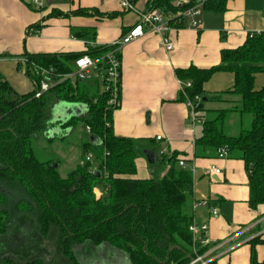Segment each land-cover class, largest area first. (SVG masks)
<instances>
[{
	"label": "trees",
	"instance_id": "16d2710c",
	"mask_svg": "<svg viewBox=\"0 0 264 264\" xmlns=\"http://www.w3.org/2000/svg\"><path fill=\"white\" fill-rule=\"evenodd\" d=\"M190 1L193 5L196 0ZM226 1L207 0L203 9L224 11ZM150 5L165 15L184 7L177 0H153ZM185 19L170 21L181 26ZM86 47L85 51L69 53L25 52V74L35 85L25 94L17 93L0 72V263L86 264L83 258L88 248L107 244L120 250L130 264H189L207 250L195 241L190 229L194 218L186 190L192 181L189 164L183 160L181 165L178 153L169 157L160 153L157 163L164 169L168 167L165 174H155V163L150 177L137 176V158L144 148L133 137L115 134L116 109L108 107V93L89 80H62L73 70L77 57L87 54L97 59L109 49V45L90 41ZM36 69L45 70L53 81L39 97L35 93L43 76ZM219 71L233 74L232 86L219 93L237 94L240 102L229 109H206L205 84ZM260 72H264V31L248 34L241 45L223 49L217 65H190L176 70L188 95L202 98L196 108L202 118L197 121L202 132L196 146L202 153L216 154L220 147H226L228 155L244 161L252 208L264 204V85L255 87ZM96 82L99 85L98 79ZM180 94L185 101L182 90ZM55 102L82 103L88 108L86 114L72 117L64 125L90 126L79 161L65 174L60 166L54 167L57 160H40L34 148V138L46 130L48 110ZM232 113L240 115L242 122L246 114L252 117L236 135L225 130L226 118ZM90 135L97 141H91ZM11 187L22 188L26 196L15 198ZM96 188L100 195L95 193ZM13 222L16 225L10 230ZM26 227L27 235L32 237L28 242L21 237ZM261 241V235L251 240L249 264H264V258L259 260L255 252V245ZM96 259L97 264H109L99 262L97 252ZM208 264L220 263L211 260Z\"/></svg>",
	"mask_w": 264,
	"mask_h": 264
},
{
	"label": "crops",
	"instance_id": "0c3cea01",
	"mask_svg": "<svg viewBox=\"0 0 264 264\" xmlns=\"http://www.w3.org/2000/svg\"><path fill=\"white\" fill-rule=\"evenodd\" d=\"M43 2L44 9L39 10L33 0H0V72L19 94L35 88L25 74V52H81L87 48V41L95 45H109L137 22V15L123 9L120 0ZM148 2L137 0L135 4L139 9L146 10ZM80 9L85 13L77 14ZM200 19L202 28L199 30L191 26L188 18L181 26L173 21L168 31L172 50L168 51L161 37L154 32H147L124 46L122 104L113 113V130L118 136L133 137L144 149L156 151L158 158L160 153L167 157L178 153V159L185 160L192 172V181L186 190L194 222L208 225V241L203 244L207 246L204 258L207 261L217 260L220 264H249L253 249L251 240L258 235L264 239V204L254 208L250 206L248 171L240 157L229 154L219 158L215 152L202 153L196 146L202 126L189 120L188 108L180 94L185 83L177 77L176 70L190 65H217L221 62L223 49L241 45L250 31H264V0H227L224 11L204 8ZM222 72L225 71H219L214 76L222 75ZM96 73L92 72L89 83L101 90ZM223 87L222 84L206 92V109H229L240 102L237 94H220L219 91L231 86ZM56 104L60 102H55L48 110V121L52 119ZM87 110L83 104L80 115L86 114ZM232 114L236 120L238 115ZM228 119L231 121L230 116ZM76 127H67L68 132H63L60 138L73 134ZM84 131H87L86 128ZM83 143L80 144L81 149ZM56 162H59L58 166H63L61 159ZM151 166L143 155L138 156L137 176L150 177ZM211 167L220 169V172L210 171ZM167 169L161 168L159 174L164 175ZM154 172L157 175V171ZM95 190L101 193L99 189ZM22 197L23 194H20L18 199ZM214 207L219 213L217 217L211 214ZM15 225L13 222L10 230ZM24 229L28 230V227ZM234 235L236 238L230 241ZM202 236V232L198 231L197 237ZM102 248L109 254H122L121 264H130L123 253L107 244L89 250L87 257L83 258L86 264H97L96 252ZM255 252L259 260L264 258L263 241L257 242ZM98 258L106 261V256L98 255ZM108 262L116 263L113 260Z\"/></svg>",
	"mask_w": 264,
	"mask_h": 264
},
{
	"label": "built area",
	"instance_id": "2783aa9c",
	"mask_svg": "<svg viewBox=\"0 0 264 264\" xmlns=\"http://www.w3.org/2000/svg\"><path fill=\"white\" fill-rule=\"evenodd\" d=\"M148 2V7L146 10L139 9L132 0H120V5L126 11H132L137 15V22L132 25L127 32H125L120 38L109 44L108 51L99 58H93L90 55L84 54L75 59L74 68L72 71L68 72L62 80H69L71 82H76L77 80H90L92 78V72H98L104 91L108 93L107 105L108 107L118 109L122 104V99L120 96V84L122 75V50L128 43L141 38L147 32H154L161 37L162 44L166 49L172 50V43L169 41L168 31L171 28V19L174 21L180 20V17H185L190 20L191 26L196 29L202 28V23L200 19L201 11L207 0H196L193 5H191L190 0H177V3L181 6V10L176 13H169L165 15L160 9L153 7ZM38 9L44 7L43 0H33ZM190 5V6H188ZM188 6V7H187ZM262 31H250L248 34L254 36L255 34H260ZM24 58V63H25ZM36 73L43 76L40 81V87L36 91L35 96L39 97L43 92L47 91L52 85L53 81L46 76L47 72L45 70H37ZM186 86H191V82H186ZM185 96V105L189 111V120L192 124L200 121L199 111L196 109L202 98L200 95L189 96L185 88L182 89ZM202 119V118H201ZM86 130L90 131V126H86ZM161 139V136L157 137ZM228 156V149L226 147H220L217 150V157L225 158ZM91 158V154H88L87 159ZM181 165H184V161H180ZM210 171L219 173L220 169L211 167ZM101 194V193H100ZM211 214L214 217L218 216V210L214 207L211 208ZM194 239L200 244H205L208 241V225H198L193 222L190 227ZM201 231L203 236L198 238L197 232ZM236 235L230 238V241L234 240ZM204 258L203 254L196 255L191 259L189 264H208Z\"/></svg>",
	"mask_w": 264,
	"mask_h": 264
},
{
	"label": "rangeland",
	"instance_id": "374dc122",
	"mask_svg": "<svg viewBox=\"0 0 264 264\" xmlns=\"http://www.w3.org/2000/svg\"><path fill=\"white\" fill-rule=\"evenodd\" d=\"M232 75H233L232 72L225 71V72H222V75L212 77L210 82H208L209 86L208 84H205V92H207L209 89L210 90L217 89V87L222 86V84L224 85L223 88H226L227 86H232V82H233ZM95 76L99 77V74L97 73ZM256 79H257L256 84H255L256 88L258 87L261 88L264 84V72L258 73ZM101 87L103 88L102 83H101ZM229 116L231 117V121L228 119ZM229 116L226 118V121H225V127H226L225 130L230 135H236L239 132L241 127L243 126L245 127L249 125L252 120V117L250 114L245 115L243 122L239 120L240 115L239 117L237 116L236 120L234 119L233 114H229ZM53 136L55 137H52L53 140L50 141V138L44 132H41L40 134H38L34 138L35 152L37 154V157L42 161L61 159L63 166L60 167V170L62 174H65L70 169L74 168V166H76L77 162L80 159L81 150H82L80 148V144L86 141L89 135H87V133L84 131L83 123H79L76 129L74 130L73 134L67 137H64L63 139L60 138L61 135L59 133L54 134ZM77 158L78 160L76 162ZM156 165H158L156 166V171H157V174H159L161 172L162 167H160V165L157 162H156ZM149 169L150 168H148V171ZM11 188L14 192V196H16L17 198L20 194L21 195L24 194L26 196L22 188H20L21 190H18L15 187H11ZM96 194L100 195V193L99 194L96 193ZM26 235H27V229H24L21 237L26 242H28L27 241L28 239L32 240V237H30V235H27V236ZM104 249L102 248L101 250H99L97 254L100 257L106 256V262L113 260L116 262L114 264L122 263V260H123L122 254H114V253L109 254V252L105 251ZM113 249H117V248H113ZM46 259H49V258L46 257ZM101 261L102 260L100 258L99 262ZM108 263L110 264L111 262H108Z\"/></svg>",
	"mask_w": 264,
	"mask_h": 264
},
{
	"label": "water",
	"instance_id": "95a60500",
	"mask_svg": "<svg viewBox=\"0 0 264 264\" xmlns=\"http://www.w3.org/2000/svg\"><path fill=\"white\" fill-rule=\"evenodd\" d=\"M203 99L205 100V98ZM82 108V103L60 102V104H56L53 108L52 119L47 122L45 134L51 138L55 137L53 136L54 134L59 133L62 136L63 132H68L66 127V129H62V127H64L72 117L80 116ZM90 140L94 142L97 141V138L94 137V135H90ZM142 154L150 165L155 164L158 161V153L152 149H144ZM58 165L59 162H56L54 167H57ZM97 174H101L99 170L97 171ZM95 192L98 193L97 190Z\"/></svg>",
	"mask_w": 264,
	"mask_h": 264
},
{
	"label": "bare ground",
	"instance_id": "6f19581e",
	"mask_svg": "<svg viewBox=\"0 0 264 264\" xmlns=\"http://www.w3.org/2000/svg\"><path fill=\"white\" fill-rule=\"evenodd\" d=\"M96 51V50H95ZM93 52V51H92ZM103 52V51H102ZM98 53V52H97ZM93 55V54H92ZM99 55V54H98ZM189 88V87H188ZM76 120V119H75ZM192 192V191H191ZM207 247V246H206ZM206 247H204V248H206Z\"/></svg>",
	"mask_w": 264,
	"mask_h": 264
},
{
	"label": "flooded vegetation",
	"instance_id": "af4514ba",
	"mask_svg": "<svg viewBox=\"0 0 264 264\" xmlns=\"http://www.w3.org/2000/svg\"><path fill=\"white\" fill-rule=\"evenodd\" d=\"M100 259V258H99ZM102 261H104V259H101Z\"/></svg>",
	"mask_w": 264,
	"mask_h": 264
}]
</instances>
